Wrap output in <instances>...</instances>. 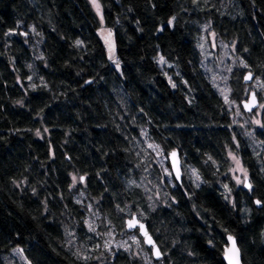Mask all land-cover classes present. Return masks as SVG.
Returning a JSON list of instances; mask_svg holds the SVG:
<instances>
[{"label":"trees","instance_id":"trees-1","mask_svg":"<svg viewBox=\"0 0 264 264\" xmlns=\"http://www.w3.org/2000/svg\"><path fill=\"white\" fill-rule=\"evenodd\" d=\"M99 4L104 26L90 0H0V264H148L102 252L81 194L118 235L137 215L163 253L152 264H225L229 234L243 264H264V128L232 118L249 116L254 88L264 104V0ZM149 144L180 151L182 183ZM229 152L251 189L230 176Z\"/></svg>","mask_w":264,"mask_h":264},{"label":"rangeland","instance_id":"rangeland-1","mask_svg":"<svg viewBox=\"0 0 264 264\" xmlns=\"http://www.w3.org/2000/svg\"><path fill=\"white\" fill-rule=\"evenodd\" d=\"M92 3V0H90ZM92 6L100 20V23L102 24V26H104L103 23V19H101V14H102V9H101V13L98 14V12L96 11V8L94 7L93 3ZM101 7V6H100ZM260 19V18H259ZM262 20V19H260ZM172 23L168 24L166 27H164V30H170L172 28ZM111 33V34H109ZM99 34L102 37L104 44L107 48L108 51V55L110 57L113 58L114 61H116V36H115V32L109 28H101L99 30ZM215 36L212 34L211 35V40L214 39ZM213 51V52H212ZM212 51L208 50V52L206 54H204L207 57V61H209V65L212 68L211 70L214 71V75L217 77H220L219 79V85L220 87L222 86V76L218 75V70L215 67V63H218L223 57H225L224 55V47L220 48L218 50L217 47H215V43L212 44ZM223 57H222V56ZM227 59L224 60V62H228L226 61ZM229 65V68H225L227 72L231 71V65L230 63H226ZM115 65L117 66V63H115ZM254 91L256 92V88H254ZM257 93V92H256ZM258 96V95H257ZM259 98V102L261 104V99ZM249 99V98H248ZM246 99V100H248ZM244 100V101H246ZM244 103V102H243ZM231 108L233 109V103H231ZM237 110V109H236ZM249 116H247V118L245 116L242 117V115L238 114L237 111H235V113H233L232 118L235 119H241L243 120H247L250 119L252 122V125H256L258 127H261L260 125H257L254 123L255 120H260L262 124H264V108H259L257 107L255 109V111H253L252 113L248 112ZM238 114V115H235ZM154 155H155V162L157 163V168H159V170H164L166 169L167 171L164 173H168L169 169L166 166V163L169 161V156H166L164 154V152L159 148V152L160 154L158 155L156 151H154ZM240 161L241 166L245 168V165L242 163L241 161V157L238 156L236 153L234 154ZM230 176H232V179H234V181L236 182V177H239L241 181H244V173L241 172L237 167H236V163L235 161L232 160L231 156H230ZM233 169H235V171H233ZM247 170V169H246ZM170 172L172 173V170L170 169ZM248 173V171H247ZM173 176V173H172ZM77 177V181L74 184V186L78 187L80 186L82 183H85V180L83 182H81L79 180V176ZM170 177V176H169ZM249 178V175H248ZM239 185H244V183H240ZM81 193V192H80ZM78 201L80 203H84L87 209V219H86V226H88L89 223H91L93 225V227L96 229L95 233L96 236H99V238L103 241V244L101 246V250L104 254H114L117 252H128L129 254L137 257V258H141L145 263L150 264L153 261V254H151L148 250H147V246L144 243V239L141 237L140 232H137L138 229L134 230V231H130L128 232V235H118V232L115 230V227L112 226V224L106 219H104L103 214H101V212L99 210H97V208L94 207V205L92 203H90L89 201L86 202L85 200V194H81ZM111 233V236H109L108 234ZM133 237L136 238V240L139 241V243L137 244L135 242V240L133 239ZM108 241L111 244V250H109L108 248L104 247L105 242ZM127 249V250H126ZM152 264V263H151Z\"/></svg>","mask_w":264,"mask_h":264},{"label":"snow or ice","instance_id":"snow-or-ice-1","mask_svg":"<svg viewBox=\"0 0 264 264\" xmlns=\"http://www.w3.org/2000/svg\"><path fill=\"white\" fill-rule=\"evenodd\" d=\"M92 3L94 5V7L96 8V11L98 12V14L101 13V7H100V4H99V0H92ZM101 19H103L102 14H101ZM171 22L172 21H169V24H171ZM23 34L24 35H27V33H23ZM109 34H111V33H109ZM76 43H77V45H80V44H82V41H77ZM110 58H112L111 55H110ZM160 63H162V64L165 63V60H164L163 57H160ZM244 66L247 67L246 64H244ZM117 67H119V64H117ZM29 79H31V77H29ZM251 79H253V74H252L251 71H249L248 74L245 76V80H251ZM169 80L171 82V79L170 78H169ZM172 86L175 87L176 85L173 84ZM223 94L224 93H223V90H222V95ZM224 99H225V102L227 103L228 102L227 95L224 96ZM244 107L248 111H251L254 107L264 108V104H260L257 101L256 94L253 91V92H251L248 101L246 103H244ZM254 123L257 124V125H260L262 128H264V124H262L261 121L258 120V119L255 120ZM45 131H47V129H45ZM37 135H40L39 131L37 132ZM261 143H264V142H261ZM148 148H151L154 151H156L158 155L160 154V152H159V146L158 145L149 144L148 145ZM170 156L173 157V158H175L177 156V153L175 151H173L170 154ZM229 156H231L232 160L235 161L236 167L241 172L244 173V181H241L239 177H236L237 184L244 183V186L245 187H247L248 189H251L252 188V185H251V183L248 182V173H247V170L244 169L241 166L239 159L232 152H229ZM174 167H175V165H174ZM233 171H235V169H233ZM168 175L171 176L172 173L169 172ZM179 175H180V173H179V170L177 169L176 170V177H177V179H179ZM79 180L81 182H83L85 180V177L84 176H81V177H79ZM72 181H73V185H74L76 183V181H77V177L75 175L72 176ZM225 187H227V186H225ZM255 203L256 204H261V203H264V202H262L260 200H256ZM141 218H142V216H141ZM125 223H126V227L129 228V229H135V228L138 227L139 230H140V234L144 237L145 243L152 246V248L154 250L153 251V254L157 258H159L161 256V252H160L159 248L156 246L155 241L152 239L151 235L148 233L145 224L141 223L140 222V219H137V217H136L135 214H133L132 217L130 219H128ZM88 228L92 232H95L96 231V229L93 227V225L91 223L88 224ZM108 235L111 236V233H109ZM133 239L135 240V242L137 244L139 243V241L136 240L135 237H133ZM228 240L230 241V247L229 248H226L225 255L229 259V264H240V261H239V249L236 247V241H235V239L232 236H229L228 237ZM97 247H99V245H97ZM104 247L105 248H108L109 250H111V244H110V242L106 241L105 244H104ZM19 251L22 252L23 250L20 249ZM229 253H231L232 255H234L236 257V259L233 260L232 255H229ZM83 258L84 259H88V257H86V256L83 257ZM29 264H31V262H29Z\"/></svg>","mask_w":264,"mask_h":264},{"label":"water","instance_id":"water-1","mask_svg":"<svg viewBox=\"0 0 264 264\" xmlns=\"http://www.w3.org/2000/svg\"><path fill=\"white\" fill-rule=\"evenodd\" d=\"M248 74V73H247ZM254 78H255V75L253 74V79H251V80H245V83H247V84H251L253 81H254ZM255 92V91H254ZM251 94V93H250ZM255 94H256V98H257V101L259 102V98H258V96H257V93L255 92ZM250 96V95H249ZM248 100H246V101H244V103H246ZM244 103L242 104V107L246 110V112H253V111H255V109L257 108V107H254L251 111H248L245 107H244ZM260 103V102H259ZM173 151H175L176 153H177V156L175 157V158H173V157H171L170 156V154L173 152ZM173 151H171V152H169L168 153V156H169V162H170V167H172V173H173V176H174V178L177 180V182L180 184V183H182L183 182V175H184V167H183V160H182V156H180V151L179 150H173ZM174 165H175V167H174ZM179 170V173H180V175H179V179H177V177H176V170ZM248 182L250 183V180L248 179ZM256 206L259 208V207H261L262 206V203L261 204H256ZM136 217H137V215H136ZM137 219H138V217H137ZM141 222V221H140ZM141 223H143V224H145L144 222H141ZM145 226H146V229H147V231H148V233L151 235V237H152V239L155 241V239H154V237H153V235L151 234V232L149 231V229H148V227H147V225L145 224ZM129 229V228H128ZM136 229H139L138 227L137 228H135V229H129L130 231H134V230H136ZM139 232H140V230H139ZM141 235V234H140ZM142 236V235H141ZM229 236H232V235H228L227 236V243H228V246H227V248H229L230 247V241L228 240V237ZM143 237V236H142ZM234 239H235V241H236V247L239 249V261H240V264H243V260H242V253H241V249H240V246H239V243L237 242V240H236V238L234 237V236H232ZM144 238V237H143ZM144 243H145V240H144ZM155 244H156V246L159 248V246H158V244H157V242L155 241ZM145 245L148 247V248H151L152 249V253H153V248H152V246L151 245H148V244H146L145 243ZM159 250H160V252H161V256L159 257V258H157L154 254H153V257L156 259V260H159V259H161L162 258V256H163V253H162V251H161V249L159 248ZM226 250V249H225ZM229 255H232L231 253H229ZM232 258H233V260H235L236 259V257L234 256V255H232ZM224 261H225V264H229V259L226 257V255H225V251H224Z\"/></svg>","mask_w":264,"mask_h":264}]
</instances>
